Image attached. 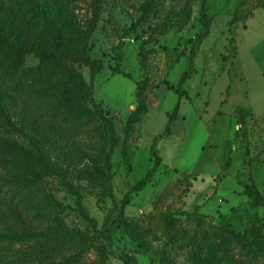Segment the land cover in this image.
<instances>
[{"label": "trees", "instance_id": "1", "mask_svg": "<svg viewBox=\"0 0 264 264\" xmlns=\"http://www.w3.org/2000/svg\"><path fill=\"white\" fill-rule=\"evenodd\" d=\"M166 1L141 0L136 8L139 19L125 35L147 26L151 34L146 43H155L158 32L186 28L192 17V0H174L179 7H171L160 24L152 25L165 12ZM209 1H201L202 30L191 41L188 69L178 84L164 82L178 96L164 135L171 133L182 102L188 98L185 84L195 72L197 51L210 35L214 17L209 15ZM106 2L0 0V219L15 207H25L38 218L52 217L44 231L32 228L24 234L1 235L0 264H86L92 250L98 252L101 264H106L110 249L115 248L113 235L120 229L145 253L152 252L154 242L160 241L158 264H176L173 253L186 249L187 264H251L263 259L264 218L259 216L251 218L244 231H238L224 215L219 224L207 225L198 206L193 213L162 217L159 236L144 220L127 214L131 195L143 191L161 167V136L153 140L150 149L152 167L125 195L117 218L107 214L100 227L85 208L75 181L86 182L114 200L116 150L121 147L125 161H129L130 139L150 108L152 83L148 75L136 82V108L122 134L117 132L113 115H107L95 101L94 78L104 70V64L91 58V39L102 21ZM84 9L86 13L81 14ZM153 53L141 52L143 68ZM29 57L35 59L34 65H28ZM81 67L90 68V81ZM239 111L241 123L245 122L244 113H252L243 108ZM50 180H59L76 197L75 210L86 221L85 231L70 229L65 223L64 214L71 206L51 193H41ZM244 193L250 209H264V192L256 184L245 185ZM183 219L195 222L192 230L184 228ZM116 256L123 264H138L134 254L123 249Z\"/></svg>", "mask_w": 264, "mask_h": 264}, {"label": "rangeland", "instance_id": "2", "mask_svg": "<svg viewBox=\"0 0 264 264\" xmlns=\"http://www.w3.org/2000/svg\"><path fill=\"white\" fill-rule=\"evenodd\" d=\"M201 1L192 0V17L186 28L158 32L155 43H146L151 34L147 26L125 35L139 19L136 8L141 0H107L104 5L102 21L91 39V58L104 64V70L94 78V98L113 115L119 134L136 108V82L148 75L152 88L149 112L130 139L129 161H125L121 147L116 150L114 200L86 182L75 181L85 208L100 227L107 214L117 218L125 195L152 167L150 149L160 136L161 167L143 191L131 195L130 217L144 220L159 236L162 217L193 213L198 206L207 225L219 224L224 215L238 231L248 228L255 216L264 218V209H250L244 193L245 185L253 183L264 192V0L209 1V15L214 17L210 35L197 51L195 72L185 84L188 98L182 102L171 133L164 135L178 102L177 94L164 82L178 84L189 67L191 41L202 30ZM171 7L179 4L167 0L165 12L152 25L160 24ZM85 13L84 9L81 14ZM146 50L154 53L143 68L141 52ZM27 63L34 65L36 61L29 57ZM81 71L90 81V68L81 67ZM240 108L252 112L244 113V123ZM41 193H51L71 206L64 214L70 229L86 230V221L75 210L76 197L59 180L45 183ZM49 218L15 207L0 219V236L24 234L32 228L44 231L50 226ZM182 225L192 230L195 222L183 219ZM113 243L115 248L110 249L106 264H123L116 256L121 249L133 253L138 264L159 262L160 241L154 242L152 252L145 253L120 229L115 231ZM188 253V249L173 253L176 264H187ZM85 261L101 264L95 250ZM251 264H264V258Z\"/></svg>", "mask_w": 264, "mask_h": 264}, {"label": "water", "instance_id": "3", "mask_svg": "<svg viewBox=\"0 0 264 264\" xmlns=\"http://www.w3.org/2000/svg\"><path fill=\"white\" fill-rule=\"evenodd\" d=\"M107 115H109V112H107Z\"/></svg>", "mask_w": 264, "mask_h": 264}]
</instances>
